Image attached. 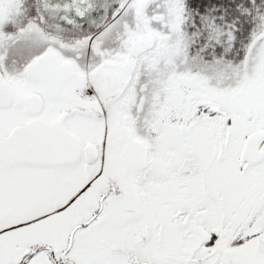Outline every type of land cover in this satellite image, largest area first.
Wrapping results in <instances>:
<instances>
[{"label": "snow or ice", "instance_id": "1", "mask_svg": "<svg viewBox=\"0 0 264 264\" xmlns=\"http://www.w3.org/2000/svg\"><path fill=\"white\" fill-rule=\"evenodd\" d=\"M0 264H264V0H0Z\"/></svg>", "mask_w": 264, "mask_h": 264}]
</instances>
